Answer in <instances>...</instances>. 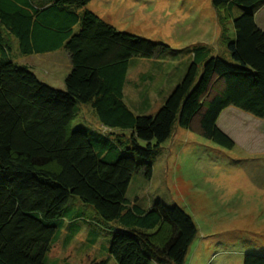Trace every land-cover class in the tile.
Returning <instances> with one entry per match:
<instances>
[{
	"label": "trees",
	"instance_id": "trees-1",
	"mask_svg": "<svg viewBox=\"0 0 264 264\" xmlns=\"http://www.w3.org/2000/svg\"><path fill=\"white\" fill-rule=\"evenodd\" d=\"M90 1L54 0L37 8L31 0H0V264H47L73 196L116 227L107 251L117 264H183L197 235L191 217L159 200L143 209L125 194L134 174L150 179L149 161L174 126L189 129L198 116L202 136L231 149L233 141L216 126L224 109L264 120V32L254 20L264 0H211L221 36L233 6L244 9L231 20L234 37L224 36L229 62L194 48L182 80L153 116L126 106L127 70L130 59H150L167 47L119 32L90 11L79 13ZM9 37L23 55L64 48L71 65L64 88L16 65ZM217 83L220 89L206 99ZM78 104L90 105L112 140L71 129ZM242 264H264V256L244 254Z\"/></svg>",
	"mask_w": 264,
	"mask_h": 264
},
{
	"label": "rangeland",
	"instance_id": "rangeland-1",
	"mask_svg": "<svg viewBox=\"0 0 264 264\" xmlns=\"http://www.w3.org/2000/svg\"><path fill=\"white\" fill-rule=\"evenodd\" d=\"M94 2L96 8L89 4L91 8L117 31L167 47L153 58L129 61L124 102L139 116L155 114L185 75L194 48L202 46L210 50L211 56L229 62L224 36L234 37L231 20L244 12L242 7L233 6L229 18L223 20L225 34L221 36L219 12L212 7L211 0ZM83 8H79V13ZM78 29L77 24L73 33ZM8 40L9 58L13 62L30 68L52 88H64V79L71 68L64 48L46 56L23 55L18 51L16 39ZM199 73L200 70L196 80ZM132 83L139 87H133ZM219 85L213 84L205 98L220 89ZM148 88L154 94L149 95L151 107L143 112L136 108L133 98L139 90ZM77 107L72 130L86 128L112 136L100 126L90 105ZM198 121L196 116L189 129L174 126L170 137L149 161L150 179L134 174L125 198L131 203L136 200L143 209L158 200L168 207L177 205L191 217L197 235L183 264H242L244 254L264 250V120L231 106L224 109L216 126L233 141L231 149L203 137ZM120 133L128 135L126 131ZM114 139L126 145L125 139L119 136ZM68 209L47 256L50 264L56 263L52 262L54 259L59 260L58 264H117L107 251L114 224L101 221L92 207L74 196L69 198ZM150 264L157 263L151 260Z\"/></svg>",
	"mask_w": 264,
	"mask_h": 264
},
{
	"label": "crops",
	"instance_id": "crops-1",
	"mask_svg": "<svg viewBox=\"0 0 264 264\" xmlns=\"http://www.w3.org/2000/svg\"><path fill=\"white\" fill-rule=\"evenodd\" d=\"M54 0H31L32 4L34 7H37V8H42L48 4H50L51 2H53ZM89 4H92V7L96 8V3L94 2V0H91L90 3H87V5L84 6V8L81 10H87V11H90L92 13H94L95 15H97L101 20H103L104 22H106L107 24H109L110 26H112V24L110 22H108L107 20H105V18L102 17V14L98 13L97 11L93 10V8H91V5ZM90 6V7H88ZM79 12V11H78ZM254 20H255V23L257 25L258 28H260L263 32H264V5L260 6L259 8H257V10H255L254 12ZM113 27V26H112ZM221 30V28H220ZM17 42V41H15ZM61 50V49H59ZM58 51V50H56ZM56 51H53V52H48V53H43V54H38V55H41V56H46L48 54H52ZM10 50H9V54H10ZM14 59H17L16 57H18V55H14ZM19 60V59H18ZM13 61V60H12ZM15 63V62H14ZM16 64V63H15ZM18 65V64H16ZM18 66H24V65H18ZM30 69V68H29ZM32 71V70H31ZM41 82H43L35 73H33ZM149 77H153V75H150ZM44 83V82H43ZM46 84V83H45ZM48 85V84H47ZM133 87L135 88H138L139 86L136 84V83H132ZM145 85V84H144ZM50 86V85H49ZM124 93V91H123ZM137 94V93H136ZM153 95L154 94V91H151L150 88L148 89H145V90H139V93L137 95H135V97L133 98V100L135 101L136 103V108L138 109H141L143 110V112L147 111V109H149L151 107V104H149V95ZM132 101V100H131ZM161 101V100H158V102ZM127 106V105H126ZM128 107V106H127ZM129 108V107H128ZM130 109V108H129ZM137 115V114H136ZM144 115V114H143ZM105 129V128H104ZM107 130V129H105ZM109 131L110 135H112V131L110 130H107ZM109 138V136H108ZM110 140L113 139V136H111L109 138ZM70 222V220H68ZM256 254H259V255H263L264 256V250H260V252L256 253ZM48 256V254H47ZM47 260V263L49 262L50 264V258L47 257L46 258ZM49 260V261H48ZM52 262H56L57 264L59 263V260H56L54 259V261ZM55 263V264H56Z\"/></svg>",
	"mask_w": 264,
	"mask_h": 264
},
{
	"label": "bare ground",
	"instance_id": "bare-ground-1",
	"mask_svg": "<svg viewBox=\"0 0 264 264\" xmlns=\"http://www.w3.org/2000/svg\"><path fill=\"white\" fill-rule=\"evenodd\" d=\"M113 15V14H112ZM221 180V179H220ZM227 182V181H226Z\"/></svg>",
	"mask_w": 264,
	"mask_h": 264
}]
</instances>
